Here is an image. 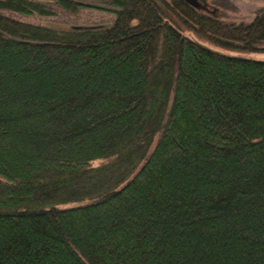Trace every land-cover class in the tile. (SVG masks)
<instances>
[{
    "label": "trees",
    "instance_id": "trees-1",
    "mask_svg": "<svg viewBox=\"0 0 264 264\" xmlns=\"http://www.w3.org/2000/svg\"><path fill=\"white\" fill-rule=\"evenodd\" d=\"M200 3L0 0V264H264V9Z\"/></svg>",
    "mask_w": 264,
    "mask_h": 264
},
{
    "label": "rangeland",
    "instance_id": "rangeland-1",
    "mask_svg": "<svg viewBox=\"0 0 264 264\" xmlns=\"http://www.w3.org/2000/svg\"><path fill=\"white\" fill-rule=\"evenodd\" d=\"M197 3H205L207 7L214 8L216 12L214 14L221 19L228 22H240V21H250L255 14L264 9V0H196ZM200 3V4H201ZM198 6V5H197ZM204 12H208L204 10ZM209 13V12H208ZM93 14H97V11ZM99 16L110 17V15L99 13ZM83 16V15H82ZM29 20V19H28ZM46 25H54V23L48 21H42ZM112 23L111 20H96L94 23H88L84 27H104L109 26ZM222 51L219 48H215ZM247 56L255 58H263L264 52H256L251 54H246Z\"/></svg>",
    "mask_w": 264,
    "mask_h": 264
},
{
    "label": "water",
    "instance_id": "water-1",
    "mask_svg": "<svg viewBox=\"0 0 264 264\" xmlns=\"http://www.w3.org/2000/svg\"><path fill=\"white\" fill-rule=\"evenodd\" d=\"M187 2H189L190 4H192L193 6H197L198 5V3H197V1L196 0H186ZM202 47H204V48H209L207 45H205V44H200ZM216 52H219V51H217L216 50Z\"/></svg>",
    "mask_w": 264,
    "mask_h": 264
}]
</instances>
